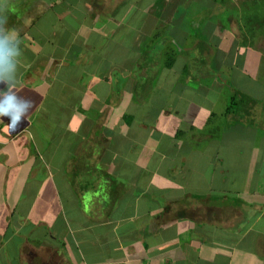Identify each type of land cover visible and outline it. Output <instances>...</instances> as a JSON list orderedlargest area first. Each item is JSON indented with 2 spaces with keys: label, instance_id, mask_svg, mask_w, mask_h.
<instances>
[{
  "label": "crops",
  "instance_id": "obj_1",
  "mask_svg": "<svg viewBox=\"0 0 264 264\" xmlns=\"http://www.w3.org/2000/svg\"><path fill=\"white\" fill-rule=\"evenodd\" d=\"M207 1L0 0L34 101L15 128L0 117V264H264V194L218 174L228 147L231 169L264 164L246 117L264 81L233 43L212 41L200 77L177 49L211 38L190 25Z\"/></svg>",
  "mask_w": 264,
  "mask_h": 264
},
{
  "label": "rangeland",
  "instance_id": "obj_2",
  "mask_svg": "<svg viewBox=\"0 0 264 264\" xmlns=\"http://www.w3.org/2000/svg\"><path fill=\"white\" fill-rule=\"evenodd\" d=\"M199 1L202 4L208 2L207 0ZM200 2L189 7V10L193 11L191 12L192 14H197L195 19L190 21L191 29L202 28L205 25L204 31H207L209 33L208 37L211 38H208V41L201 38L199 42L208 49L214 46L212 41L214 43L218 42L219 45L224 44L227 48L233 43L235 54H231L228 57L231 59L235 70L244 67V63L248 59L252 71L250 70L248 74L245 73L244 69H241V71H243L247 83L257 84L260 88L258 81H264V0H218V2L223 3L222 5L225 4L227 7L226 12L222 14L220 25L223 28L230 26L229 21H231V16H233V26L231 27L233 31L225 39L219 36L218 32L213 31L214 25L212 23L214 21L217 22L216 17L212 16L213 10L210 7L200 6ZM207 24L209 26L208 29L206 28ZM233 76L234 71H232L230 76L231 81H233ZM229 96L233 97V94ZM223 154L224 160L218 169V174L221 176V187H232V180L237 182L235 187L241 186V181H247L246 189L258 192L260 195L261 193L264 194V176L260 175L264 173V164H258V171L248 164L246 166V159L243 154L241 157L237 156V161L233 163V168L231 169L228 161L233 158L232 147L225 148Z\"/></svg>",
  "mask_w": 264,
  "mask_h": 264
},
{
  "label": "clouds",
  "instance_id": "obj_3",
  "mask_svg": "<svg viewBox=\"0 0 264 264\" xmlns=\"http://www.w3.org/2000/svg\"><path fill=\"white\" fill-rule=\"evenodd\" d=\"M4 7L0 4V12H3ZM6 23L7 17L0 15V83L6 85V89H0V117H7L15 128L22 118L28 116L34 101L17 95L22 52L20 40L6 28Z\"/></svg>",
  "mask_w": 264,
  "mask_h": 264
},
{
  "label": "flooded vegetation",
  "instance_id": "obj_4",
  "mask_svg": "<svg viewBox=\"0 0 264 264\" xmlns=\"http://www.w3.org/2000/svg\"><path fill=\"white\" fill-rule=\"evenodd\" d=\"M210 5L204 6V7H210L213 12H212V16H214V18L219 21L221 20L222 14H224L225 12L222 10L224 5H222L220 2H218V0H212L210 3ZM224 12V13H223ZM211 16V17H212ZM230 22V26H233V16H231V21ZM217 23L218 22H215ZM200 39H198V41H192L193 43L191 44V50H187L184 47L181 46H177V49L180 50L187 59V71L188 73L192 74V71H194L195 74H197L195 77H200L202 76V72L203 73H211V69H210V52H211V48L208 49L207 47H205V45H202L199 42ZM160 40L158 42V44L155 45V47L157 49H159L160 47H162L164 45V42ZM195 50H197V52H195ZM151 59V58H150ZM261 104V103H260ZM246 117H248L251 121H256L258 124H263L264 125V103L261 104V106L259 104L253 105L252 108L249 109V111H247V115ZM263 127V126H261Z\"/></svg>",
  "mask_w": 264,
  "mask_h": 264
},
{
  "label": "trees",
  "instance_id": "obj_5",
  "mask_svg": "<svg viewBox=\"0 0 264 264\" xmlns=\"http://www.w3.org/2000/svg\"><path fill=\"white\" fill-rule=\"evenodd\" d=\"M223 4V3H222ZM224 12H226V10H227V7H226V5L224 4V7H223V9H222ZM223 12V13H224ZM231 102H230V104H229V106H228V108H227V113H229V111H230V109L232 108V106H233V110H235V109H237V105H240L241 103H243V102H240L237 98H236V96L235 95H233V97L231 98V100H230Z\"/></svg>",
  "mask_w": 264,
  "mask_h": 264
}]
</instances>
